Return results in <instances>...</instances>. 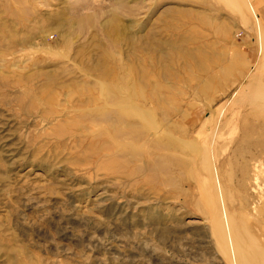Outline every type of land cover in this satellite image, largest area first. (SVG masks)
Listing matches in <instances>:
<instances>
[{
  "label": "rangeland",
  "instance_id": "1",
  "mask_svg": "<svg viewBox=\"0 0 264 264\" xmlns=\"http://www.w3.org/2000/svg\"><path fill=\"white\" fill-rule=\"evenodd\" d=\"M239 258L264 264V0H0V264Z\"/></svg>",
  "mask_w": 264,
  "mask_h": 264
},
{
  "label": "bare ground",
  "instance_id": "2",
  "mask_svg": "<svg viewBox=\"0 0 264 264\" xmlns=\"http://www.w3.org/2000/svg\"><path fill=\"white\" fill-rule=\"evenodd\" d=\"M256 179V178H255ZM236 237H237V235H236ZM239 237V236H238ZM237 237V238H238ZM229 241V240H228ZM240 241V240H239ZM235 243H236V246L234 247V246H232V249H233V247L234 248H236L235 250H236V252H238V255L240 254V252H239V250L237 249V247L239 248V246L237 245L238 244V242H237V240H236V238H235ZM232 245V244H231ZM241 249V248H240ZM242 255V254H241ZM236 256V254H235V252H234V249H233V258H234V260H235V257ZM242 258V257H241ZM241 258H239V260H238V262H239V264H246V262L243 260V259H241Z\"/></svg>",
  "mask_w": 264,
  "mask_h": 264
}]
</instances>
